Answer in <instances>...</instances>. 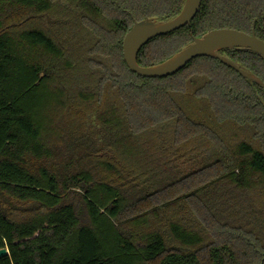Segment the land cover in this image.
<instances>
[{"label": "trees", "instance_id": "16d2710c", "mask_svg": "<svg viewBox=\"0 0 264 264\" xmlns=\"http://www.w3.org/2000/svg\"><path fill=\"white\" fill-rule=\"evenodd\" d=\"M184 0H0V264H264V89L199 56L165 77L126 66L133 19ZM264 0H201L147 41H264ZM264 81L247 49L219 52Z\"/></svg>", "mask_w": 264, "mask_h": 264}, {"label": "water", "instance_id": "95a60500", "mask_svg": "<svg viewBox=\"0 0 264 264\" xmlns=\"http://www.w3.org/2000/svg\"><path fill=\"white\" fill-rule=\"evenodd\" d=\"M201 0H184L179 12L166 20L155 17L133 19V23L122 39V56L128 69L137 75L148 78L165 77L183 68L190 60L199 56L218 59L224 65L234 69L243 78L256 83L264 89V81L244 66L234 62L219 52L223 49H247L264 60V41L254 31L246 33L234 28H214L201 36H193L167 59L149 66L137 62V54L150 39L170 33L190 24L199 10ZM8 254L6 248H0V257Z\"/></svg>", "mask_w": 264, "mask_h": 264}, {"label": "flooded vegetation", "instance_id": "af4514ba", "mask_svg": "<svg viewBox=\"0 0 264 264\" xmlns=\"http://www.w3.org/2000/svg\"><path fill=\"white\" fill-rule=\"evenodd\" d=\"M263 15H264V11H263ZM256 21H257V19L255 18L254 21H253V23H252V31H254V25H255V22H256ZM252 31H251V32H252Z\"/></svg>", "mask_w": 264, "mask_h": 264}]
</instances>
